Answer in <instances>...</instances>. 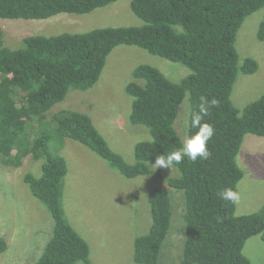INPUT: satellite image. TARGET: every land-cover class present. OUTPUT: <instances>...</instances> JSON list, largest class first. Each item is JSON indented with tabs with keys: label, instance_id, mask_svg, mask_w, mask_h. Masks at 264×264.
Returning a JSON list of instances; mask_svg holds the SVG:
<instances>
[{
	"label": "trees",
	"instance_id": "16d2710c",
	"mask_svg": "<svg viewBox=\"0 0 264 264\" xmlns=\"http://www.w3.org/2000/svg\"><path fill=\"white\" fill-rule=\"evenodd\" d=\"M116 1L0 0V18L86 14ZM263 7L264 0H131L141 25L28 35L16 49L3 45L0 24V159L18 166L29 155L45 158L40 176L30 172L24 176L54 222L52 236L34 264H90L88 241L63 211L62 187L68 164L52 151L50 143L55 140L59 144L70 137L126 178L155 174L151 165L156 157L176 150L185 138L177 127L184 100L188 97L190 102V122L201 96L218 102L203 121L214 127L207 144L211 155L195 162L185 157L174 164L177 174L166 178L167 186L179 192L182 200L184 240L178 264H252L244 246L254 235L264 240V206L238 215L236 204L220 200L217 192L223 188L238 192L244 172L237 157L244 137L264 136V92L242 112L231 98L238 74H253L259 68L253 57L240 61L236 40L246 18ZM257 37L264 41V18ZM124 44L182 63L191 71L175 82L151 64L135 67L133 80L125 87L133 99L130 121L145 126L151 139L135 144L134 163L115 151L92 118L81 111L63 109L51 123L53 131L31 134L35 118L45 117L71 89L92 88L109 54ZM148 199L151 224L148 232L135 238L134 261L159 264L173 223L172 198L167 187H158L149 192ZM7 248V240L0 237V254Z\"/></svg>",
	"mask_w": 264,
	"mask_h": 264
},
{
	"label": "rangeland",
	"instance_id": "374dc122",
	"mask_svg": "<svg viewBox=\"0 0 264 264\" xmlns=\"http://www.w3.org/2000/svg\"><path fill=\"white\" fill-rule=\"evenodd\" d=\"M263 18L264 7L246 18L236 40L240 61L250 56L259 63L255 73L238 74L231 98L241 112L264 92V41L257 37ZM142 23L131 9V0H118L86 14L62 13L46 19L0 18L3 45L12 49L22 47L23 39L28 35L84 32L104 26ZM143 63L156 66L175 82L191 72L182 63L151 54L138 46L119 45L109 54L98 82L87 90L71 89L63 101L46 112L45 117L35 118L31 134L53 131L55 126L51 123L63 109L81 111L92 118L115 151L127 162L134 163L135 144L151 139V135L145 126L131 123L133 99L126 94L125 87L133 80L135 67ZM183 103L177 127L185 137L190 113L188 97ZM50 146L67 161L68 173L62 187L63 211L68 222L88 241L90 264H138L134 261V241L150 228L148 196L158 187L169 189L174 213L159 264H178L184 240L182 200L180 193L166 184V178L177 174L175 166L170 170L154 168L153 164L155 174L126 178L70 137L59 144L53 140ZM44 160L29 155L17 166L5 164L0 159V237L8 242V248L0 254V264H34L52 236L54 222L50 213L24 181L26 173L42 174ZM237 161L244 176L238 183L240 200L236 204V213L257 212L264 206V136L247 134ZM244 254L252 264H264L261 235L246 241Z\"/></svg>",
	"mask_w": 264,
	"mask_h": 264
},
{
	"label": "clouds",
	"instance_id": "9594fccd",
	"mask_svg": "<svg viewBox=\"0 0 264 264\" xmlns=\"http://www.w3.org/2000/svg\"><path fill=\"white\" fill-rule=\"evenodd\" d=\"M217 100L209 101L206 97H200L198 111L193 112L190 116V122L186 125L189 134L185 136L179 148L169 152L167 155H159L155 159L154 168L170 169L174 164H179L185 157L195 162L197 159L207 160L211 155L208 150V141L214 135V127L203 122L204 117L208 116L210 109L217 106ZM217 196L222 201L230 202L235 205L239 203V193L232 188H223L217 192Z\"/></svg>",
	"mask_w": 264,
	"mask_h": 264
}]
</instances>
